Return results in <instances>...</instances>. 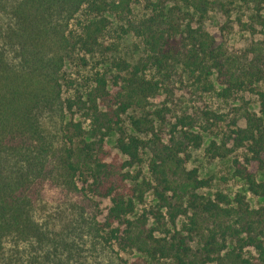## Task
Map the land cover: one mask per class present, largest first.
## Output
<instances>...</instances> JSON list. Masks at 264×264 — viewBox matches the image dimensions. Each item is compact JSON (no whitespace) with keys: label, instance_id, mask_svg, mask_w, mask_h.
Segmentation results:
<instances>
[{"label":"trees","instance_id":"1","mask_svg":"<svg viewBox=\"0 0 264 264\" xmlns=\"http://www.w3.org/2000/svg\"><path fill=\"white\" fill-rule=\"evenodd\" d=\"M231 24L263 37L249 66L209 31ZM91 61L74 91L68 64ZM182 78L216 109H177ZM206 135V153L264 198V0H0V264H62L64 234L38 219L48 188L93 204L82 225L135 254L121 264H264V208L187 169Z\"/></svg>","mask_w":264,"mask_h":264},{"label":"rangeland","instance_id":"2","mask_svg":"<svg viewBox=\"0 0 264 264\" xmlns=\"http://www.w3.org/2000/svg\"><path fill=\"white\" fill-rule=\"evenodd\" d=\"M232 1V0H225ZM143 7L136 6V13H143ZM233 22V21H232ZM234 23V22H233ZM233 30H228L229 33L222 32L219 28L209 26V31L217 38V42L221 45L225 52L228 53L233 60H237L239 68L241 66H249L252 64L253 56L257 55L259 49L263 48V37H257L247 34L246 31L238 25H232ZM230 28V27H228ZM139 40L135 37L127 38L120 49V54L126 58L138 56ZM257 50V51H256ZM255 52V54H254ZM95 61L90 62L87 68L77 67L75 64H68L66 69L68 76L75 84V90H82L89 83V78L93 74ZM178 80L176 84V107L177 109L189 110L191 114L197 113L201 115L203 111L217 105L210 96L203 95L201 91L193 86V81ZM71 93H66L69 96ZM247 96V100H249ZM216 109V108H215ZM231 110L226 108L225 114ZM234 115H226V123L219 129V134L226 132V125L230 124L231 118ZM241 127H246L245 120L239 122ZM115 139L113 136L109 139L107 146L115 155ZM213 139L212 135H206V142L202 149L195 150L191 154V159L187 164L188 170L197 169L199 174L204 179L211 180V188L209 191L216 192L218 190L235 196V194H243L250 202L253 208H264V198L253 197L247 190L245 183L234 175L230 159L213 158L206 153V147ZM125 159V158H124ZM146 162L148 155H145ZM126 160V159H125ZM133 175L143 173L147 176V168L135 166L132 170ZM264 180V172L260 176ZM149 206V199H146L143 205L138 206V213H142L144 208ZM106 204L102 205V208ZM87 213L86 221L80 219L79 224L72 228L71 224L76 219L78 214ZM96 210L88 207V202H84L78 195H71L70 191H61L55 188H48L44 194L43 201L38 207V219L43 223H48L55 234H64L66 239V249L62 252V264H121V258H134L135 254L129 252H121L114 244L107 243L103 237L93 230L82 224L91 222L96 214Z\"/></svg>","mask_w":264,"mask_h":264}]
</instances>
